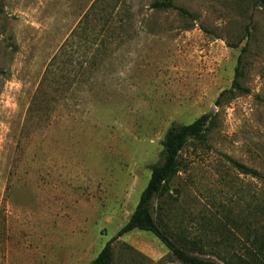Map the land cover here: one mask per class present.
<instances>
[{
    "label": "rangeland",
    "instance_id": "rangeland-1",
    "mask_svg": "<svg viewBox=\"0 0 264 264\" xmlns=\"http://www.w3.org/2000/svg\"><path fill=\"white\" fill-rule=\"evenodd\" d=\"M161 1L0 0V264H90L134 211L166 131L203 115L204 140L153 202L161 229L217 240L218 219L264 205V181L230 162L264 175L262 0H170L190 16L151 8ZM237 67L241 90L217 104ZM112 252L178 264L140 231Z\"/></svg>",
    "mask_w": 264,
    "mask_h": 264
},
{
    "label": "trees",
    "instance_id": "trees-1",
    "mask_svg": "<svg viewBox=\"0 0 264 264\" xmlns=\"http://www.w3.org/2000/svg\"><path fill=\"white\" fill-rule=\"evenodd\" d=\"M264 4V0H262ZM152 9H172L190 16L185 10L173 5L170 0L155 2ZM239 63V60H238ZM240 73L235 69V77L229 90L223 91L216 103L225 94L240 91ZM214 116L203 115L189 125L171 126L161 141L160 160L149 167V180L141 192L137 205L128 221L110 239L90 264H113L112 244L133 231L149 233L157 239L178 264H264V205L258 204L252 220L243 216L225 215L214 227L217 240L185 239L169 237L161 229L153 214V202L164 192L165 185L178 171L177 158L190 139L204 140L206 126L212 125ZM242 175L264 181V175L256 170L230 161ZM230 224V225H229ZM230 228H229V226ZM212 256L213 259L202 256Z\"/></svg>",
    "mask_w": 264,
    "mask_h": 264
}]
</instances>
